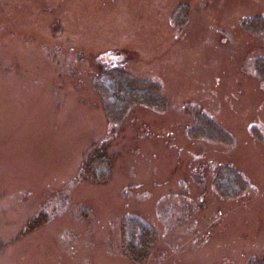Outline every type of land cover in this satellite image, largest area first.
Masks as SVG:
<instances>
[{"label": "rangeland", "instance_id": "obj_1", "mask_svg": "<svg viewBox=\"0 0 264 264\" xmlns=\"http://www.w3.org/2000/svg\"><path fill=\"white\" fill-rule=\"evenodd\" d=\"M187 5L181 28L171 23ZM264 0H0V242L39 211L48 221L0 249V264H131L122 216L158 235L147 264H247L264 249V90L251 65L264 34L240 27ZM118 55L120 58H114ZM121 67L154 77L165 112L130 109L109 150L106 184L78 181L108 125L91 79ZM188 103L234 138L190 139ZM231 165L251 184L212 187ZM196 178L203 181L199 185Z\"/></svg>", "mask_w": 264, "mask_h": 264}, {"label": "trees", "instance_id": "obj_2", "mask_svg": "<svg viewBox=\"0 0 264 264\" xmlns=\"http://www.w3.org/2000/svg\"><path fill=\"white\" fill-rule=\"evenodd\" d=\"M187 5L177 6L171 16V23L178 29L186 19ZM242 30L251 35L264 34V15H251L240 21ZM254 72L264 90V56H257L251 63ZM99 75L91 79L93 91L99 96L105 118L107 131L104 137L93 141L80 161L76 179L92 184H106L110 181L113 171L114 157L109 146L122 127L130 109L141 106L155 112H165L168 102L161 94L162 85L154 77L139 78L132 76L121 67L101 68ZM183 111L192 116V122L186 128L190 139H203L231 148L233 136L226 131L205 109L194 103L182 107ZM212 187L222 199H232L244 195L251 189L249 181L236 168L225 164L215 168ZM203 185L200 178L195 179ZM48 215L39 211L24 221L14 239L8 243L0 242V249L14 243L48 221ZM119 243L122 255L131 264H147L157 251L158 235L155 229L144 222L139 216L126 214L118 223ZM247 264H264V249L260 256L250 257Z\"/></svg>", "mask_w": 264, "mask_h": 264}]
</instances>
